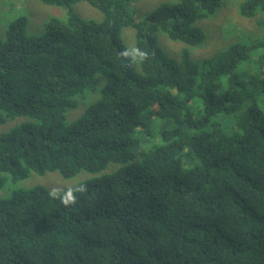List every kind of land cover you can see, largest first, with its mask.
I'll list each match as a JSON object with an SVG mask.
<instances>
[{"label":"trees","instance_id":"obj_1","mask_svg":"<svg viewBox=\"0 0 264 264\" xmlns=\"http://www.w3.org/2000/svg\"><path fill=\"white\" fill-rule=\"evenodd\" d=\"M38 1L66 18L33 36L18 17L0 38V125L27 119L0 135V264H264V33L201 59L197 23L224 0L141 19L136 0ZM81 2L102 20L76 15ZM239 15L264 18V0ZM54 172L92 177L70 206L13 188Z\"/></svg>","mask_w":264,"mask_h":264},{"label":"rangeland","instance_id":"obj_2","mask_svg":"<svg viewBox=\"0 0 264 264\" xmlns=\"http://www.w3.org/2000/svg\"><path fill=\"white\" fill-rule=\"evenodd\" d=\"M171 0H136L129 2L128 10L134 13L135 18L141 19L152 13L157 7L163 3H168ZM245 0H224L225 5L218 9L214 16L200 21L197 26L206 35L204 46L196 51H192L195 58L208 57L219 50L227 48L231 44L241 41H256L263 37L264 25L258 23L259 20H264L262 17L253 19L243 18L239 15V5ZM73 10L84 21H101L102 15L95 8L85 2L75 4ZM25 17L28 20L26 31L29 35H40L43 29V24L52 17L60 19L66 18V10L63 8L45 6L38 0H0V38H4V33L8 25L18 17ZM259 24V25H258ZM124 43L127 47L133 45V31L129 28L123 30ZM263 35V36H261ZM162 37V36H161ZM169 51L178 52L183 45L166 42L165 39L159 40V45L163 50L162 44ZM164 51V50H163ZM207 55V56H205ZM204 56V57H203ZM194 59V58H193ZM88 98L86 94L81 99ZM80 99L78 100V102ZM87 105L80 102V107L68 114V119L78 117L84 107ZM25 118H18L7 121L4 125H0V135L8 132L13 128L14 124ZM20 123V124H21ZM162 123L154 124L153 127L160 130ZM19 125V124H18ZM155 140H158L156 135ZM144 145L139 149H144ZM92 177L90 174L81 172L71 179H64L59 173H46L44 175H30L29 178L17 182L13 188L30 190L35 187H41L48 190L50 193L55 191L57 194L67 195L78 184ZM8 195V194H7ZM6 193L4 187L0 189V199L5 198Z\"/></svg>","mask_w":264,"mask_h":264},{"label":"clouds","instance_id":"obj_3","mask_svg":"<svg viewBox=\"0 0 264 264\" xmlns=\"http://www.w3.org/2000/svg\"><path fill=\"white\" fill-rule=\"evenodd\" d=\"M140 56L141 59H146L147 58V53L146 52H142L139 51L138 49L136 50ZM126 55V53H125ZM84 189L82 187L77 188L76 191H80L82 192ZM50 195L53 196V198L57 197V193L55 191H53L52 193H50ZM76 202V197L73 196L71 194V192H69L66 196H64L63 198H61V203L65 206H70L71 204H74Z\"/></svg>","mask_w":264,"mask_h":264}]
</instances>
